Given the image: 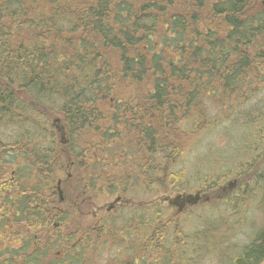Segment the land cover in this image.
Here are the masks:
<instances>
[{
  "label": "trees",
  "instance_id": "trees-1",
  "mask_svg": "<svg viewBox=\"0 0 264 264\" xmlns=\"http://www.w3.org/2000/svg\"><path fill=\"white\" fill-rule=\"evenodd\" d=\"M0 31V175L11 176L0 184V227L24 234L0 264H85L121 234L136 260L155 253L151 264H168L163 244L173 228L141 208L123 231L97 221L42 243L46 222L68 219L51 212L54 168L65 156L87 200L183 190V137L202 141L264 88V0H0ZM258 141L262 165L264 136L251 145ZM14 199L21 208L12 214L4 206ZM262 261L264 232L231 264Z\"/></svg>",
  "mask_w": 264,
  "mask_h": 264
},
{
  "label": "rangeland",
  "instance_id": "rangeland-1",
  "mask_svg": "<svg viewBox=\"0 0 264 264\" xmlns=\"http://www.w3.org/2000/svg\"><path fill=\"white\" fill-rule=\"evenodd\" d=\"M225 117L226 120L219 127L208 132L204 129L202 134L206 132V135L202 137V141L199 140L201 136L186 131L188 135L183 137V154L176 164L178 172H181L176 186L183 190L152 194L143 200L139 198L144 195L143 192H138L135 197L122 196L112 212H106L103 207L112 203L119 195L109 198L96 193L90 200L82 198L78 185L74 183L73 171L64 156L54 168V196L48 201L58 202L56 186L60 181L61 188L65 191V203L53 206L60 212L69 211L70 214H63L68 217L63 224H57L55 227L50 224L46 227L40 238L42 243L45 238L50 239V243L55 240L58 242V236H66L65 229L69 234L75 228L92 225L97 221L107 220L118 231H123L128 217L132 213L137 215L141 208L140 214L151 217L154 216L152 213L159 212L173 228L172 234L163 244V252L168 254L163 259L168 264H231L234 259L242 256L245 247L264 232V164L259 165L260 159L257 158V155L263 152L259 147L260 141L251 145L256 138L258 140L264 136V88L257 89L246 105L232 112L226 111ZM54 118L55 116L51 117L50 123L53 124ZM53 132L57 138L56 143H60L55 128ZM206 145H210V148L205 149ZM206 155L209 157H205ZM261 161L264 162V158ZM226 172H229V175L225 179ZM214 174L222 178L219 188L236 180V177L240 178L237 179L238 186L220 201L212 199L205 204L189 206L183 211L169 204V200L177 195H195L199 192L214 198L218 190L214 186L215 181L210 179L215 178ZM68 176L72 177L69 182ZM10 179L9 174L0 175V184ZM85 201L86 203H83ZM18 206L14 199L13 205L7 203L4 208L7 212L15 214L21 208ZM55 214L59 213L56 211L53 215ZM19 217L21 216L16 219ZM13 222L16 226H25L24 219L19 223L16 220ZM4 224L5 227H0V244H3L0 254L5 253V258H9L12 249L23 243L24 234L23 229L13 228L7 222ZM120 237L122 238H107L106 245L99 250L96 259H90L85 264H151L149 258L156 257L155 253H152L147 259L136 260V255L132 257L135 248L128 245L126 236L121 234Z\"/></svg>",
  "mask_w": 264,
  "mask_h": 264
},
{
  "label": "water",
  "instance_id": "water-1",
  "mask_svg": "<svg viewBox=\"0 0 264 264\" xmlns=\"http://www.w3.org/2000/svg\"><path fill=\"white\" fill-rule=\"evenodd\" d=\"M56 122H59L58 120H56ZM56 130L61 134V143L62 144H65L66 141H63V132H62V129L59 128V127H56ZM236 186V182L235 181H232V182H229L226 186L222 187L221 188V192L222 193H228V192H231ZM57 191H58V194H59V201L62 202L63 201V197H62V191L60 190V187H59V183H58V187H57ZM220 194L217 195V199L220 198ZM203 202H208L209 201V198L208 197H203L201 195V193H197L195 195H178L176 197H174L173 199L169 200V204H172L174 206H177L178 209H180V207L184 204V203H187L189 206H195L197 205L200 201ZM119 201V198H117L112 204L109 205L108 209L110 210L111 208H113V205Z\"/></svg>",
  "mask_w": 264,
  "mask_h": 264
},
{
  "label": "flooded vegetation",
  "instance_id": "flooded-vegetation-1",
  "mask_svg": "<svg viewBox=\"0 0 264 264\" xmlns=\"http://www.w3.org/2000/svg\"><path fill=\"white\" fill-rule=\"evenodd\" d=\"M61 185H62V183H61ZM62 192H63V201L62 202H60L59 200H58V204L59 205H61V203H65V200L64 199H66V196L64 195V193H65V191L62 189ZM203 195V194H202ZM178 196V195H177ZM182 196V195H181ZM119 198H121L122 199V196H119ZM52 203V202H51ZM54 204H56L55 202H53L52 203V205H51V212L52 213H54V212H58L59 214L58 215H63V214H65V211H62V212H60V211H58L57 210V208L55 207V206H53ZM119 204V203H118ZM117 204V205H118ZM108 205L109 204H107L105 207H103V208H105V211L106 212H112L113 211V209L114 208H112V209H108ZM187 207H189V205L187 204V203H184L181 207H180V209L179 210H181V211H183L185 208H187ZM51 220H49L48 222H46L45 223V225H46V227H48L50 224H53V226L55 227V226H57V223H55V222H50ZM45 229L46 228H44L42 231H41V233H42V236H43V233H44V231H45ZM42 236L40 237V238H42ZM47 240V238H45V240L44 241H46ZM57 255H59L58 253H56ZM264 261H262L261 263H259V264H262Z\"/></svg>",
  "mask_w": 264,
  "mask_h": 264
},
{
  "label": "bare ground",
  "instance_id": "bare-ground-1",
  "mask_svg": "<svg viewBox=\"0 0 264 264\" xmlns=\"http://www.w3.org/2000/svg\"><path fill=\"white\" fill-rule=\"evenodd\" d=\"M8 1V0H7ZM2 3H3V1H2ZM18 11V10H17ZM20 18V17H19ZM25 19V18H24ZM21 20V19H20ZM5 29V28H4ZM1 32V31H0ZM4 32V31H3ZM6 35V34H5ZM9 36V35H8ZM31 48V47H30ZM20 51V50H19ZM1 75V74H0ZM17 82V81H16ZM6 86V85H5ZM8 86V85H7ZM30 100V99H29ZM51 103V102H50ZM20 104V103H19ZM15 110V109H14ZM27 114V113H26ZM40 114V113H39ZM6 115V114H5ZM24 115V114H23ZM24 117V116H23ZM42 119V118H41ZM25 120V119H24ZM37 121H38V119H37ZM261 121V120H260ZM8 122V121H7ZM3 124V123H2ZM8 124V123H7ZM12 124V123H11ZM47 124V123H46ZM17 125V124H16ZM19 125V124H18ZM31 125V124H30ZM4 126V125H3ZM14 126H15V124H14ZM7 127V126H6ZM10 127V126H9ZM3 128V127H2ZM7 130V129H6ZM24 130V129H23ZM41 130H42V128H41ZM45 130V129H44ZM5 131V130H4ZM10 131V130H9ZM39 131V130H38ZM8 132V131H7ZM19 132V131H18ZM17 132V133H18ZM39 132H41V131H39ZM23 133V132H22ZM34 135V134H33ZM50 136V135H49ZM252 137V136H251ZM251 137H249V138H251ZM3 139V138H2ZM13 139V138H12ZM18 139V138H17ZM16 139V140H17ZM44 139V138H43ZM246 139V138H245ZM3 141H4V139H3ZM6 141V140H5ZM9 141V140H8ZM12 141V140H11ZM14 142V141H13ZM41 142V141H40ZM20 149V148H19ZM39 149V148H38ZM13 151V150H12ZM35 151V150H34ZM1 154V153H0ZM33 155V154H32ZM15 193V192H14ZM18 193V192H17ZM3 194V193H2ZM2 198V197H1ZM248 200V199H247ZM256 200V199H255ZM256 202V201H255ZM241 209V208H240ZM246 210V209H245ZM243 212H244V210H243ZM238 214V213H237ZM240 223H242V222H240ZM246 223V222H245ZM245 226V225H244ZM247 228V227H246ZM256 229V228H255ZM255 232V231H254ZM261 233V232H260Z\"/></svg>",
  "mask_w": 264,
  "mask_h": 264
}]
</instances>
